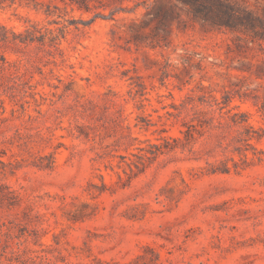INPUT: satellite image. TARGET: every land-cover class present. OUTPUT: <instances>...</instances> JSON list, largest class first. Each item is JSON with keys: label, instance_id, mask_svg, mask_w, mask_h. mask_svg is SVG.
<instances>
[{"label": "rangeland", "instance_id": "obj_1", "mask_svg": "<svg viewBox=\"0 0 264 264\" xmlns=\"http://www.w3.org/2000/svg\"><path fill=\"white\" fill-rule=\"evenodd\" d=\"M151 2L0 0V264H264V50Z\"/></svg>", "mask_w": 264, "mask_h": 264}, {"label": "trees", "instance_id": "obj_2", "mask_svg": "<svg viewBox=\"0 0 264 264\" xmlns=\"http://www.w3.org/2000/svg\"><path fill=\"white\" fill-rule=\"evenodd\" d=\"M145 19L153 24L154 47H168L169 34L175 26L187 29L199 24L205 32L234 35L239 41L237 47H242L243 41L247 49L248 45H257L264 50V9L252 8L241 0H153L146 4ZM185 63L191 67V58ZM202 126L188 125L186 137L193 138V129Z\"/></svg>", "mask_w": 264, "mask_h": 264}]
</instances>
